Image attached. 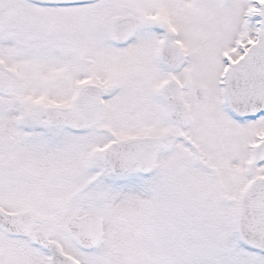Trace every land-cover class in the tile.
Wrapping results in <instances>:
<instances>
[{
  "label": "snow or ice",
  "instance_id": "1",
  "mask_svg": "<svg viewBox=\"0 0 264 264\" xmlns=\"http://www.w3.org/2000/svg\"><path fill=\"white\" fill-rule=\"evenodd\" d=\"M0 264H264V0H0Z\"/></svg>",
  "mask_w": 264,
  "mask_h": 264
}]
</instances>
